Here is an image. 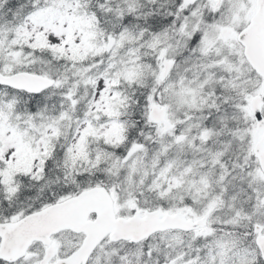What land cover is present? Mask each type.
<instances>
[{
    "label": "snow or ice",
    "instance_id": "1",
    "mask_svg": "<svg viewBox=\"0 0 264 264\" xmlns=\"http://www.w3.org/2000/svg\"><path fill=\"white\" fill-rule=\"evenodd\" d=\"M0 264H264V0H0Z\"/></svg>",
    "mask_w": 264,
    "mask_h": 264
}]
</instances>
